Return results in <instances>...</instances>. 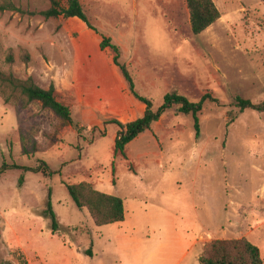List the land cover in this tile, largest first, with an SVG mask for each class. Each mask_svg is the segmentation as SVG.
Masks as SVG:
<instances>
[{"label":"rangeland","instance_id":"374dc122","mask_svg":"<svg viewBox=\"0 0 264 264\" xmlns=\"http://www.w3.org/2000/svg\"><path fill=\"white\" fill-rule=\"evenodd\" d=\"M12 1L35 15L0 13V70L43 88L52 83L72 124L38 104L15 109L0 99V168L44 161L54 172L0 174V264H22L18 252L27 264H199L210 243L242 239L264 264V111L237 103L264 104V0H213L220 18L197 36L185 0H80L92 29L40 16L50 0ZM106 38L153 111L172 93L216 100L198 115V137L192 117L172 107L124 156L114 154L113 121L141 118L144 105L113 50L100 48ZM20 133L26 149L36 143L31 157L21 153ZM80 183L119 197L124 221L96 227L65 189Z\"/></svg>","mask_w":264,"mask_h":264},{"label":"trees","instance_id":"16d2710c","mask_svg":"<svg viewBox=\"0 0 264 264\" xmlns=\"http://www.w3.org/2000/svg\"><path fill=\"white\" fill-rule=\"evenodd\" d=\"M189 13L190 28L193 35H200L213 25L219 18L220 13L213 0H185ZM12 12L20 15H35L31 12H25L16 7L12 0H0V13ZM40 16L45 19L52 18H76L84 22L88 28L89 24L80 0H67L63 7L59 1L50 0V6L47 10L41 12ZM111 48L115 53L113 64L118 68L122 78L128 85L129 92L144 105V112L141 118L129 122L125 125L113 121L118 127V135L114 142V154L124 156L125 147L136 139L140 134L148 131L161 116L171 109L177 107V111L183 115H190L193 119L195 137L199 135V118L206 101H216L210 95L205 94L198 102H191L186 97L176 93L167 94L163 98V104L153 111L152 101L148 98L139 96L134 89V83L127 68L118 62V48L110 43L109 39H103L100 44L102 50ZM20 60L24 64L31 61L30 55L22 50ZM14 56L9 50L6 54L5 63L12 65ZM0 99L5 105L14 106L15 109H22L32 103L40 105L42 109L49 110L55 117L64 123L72 124V116L69 108L59 102L55 96L53 84L48 89L39 87L31 77L26 79L16 78L10 71L0 70ZM238 106L242 109L248 108L253 111H264V104L253 105L247 100L237 99ZM21 153L23 156L31 157L37 152L35 142H32L31 148L26 149L23 143V135L20 133ZM6 169H18L28 173H41L43 176L52 177L54 172L44 162L40 161L34 168L3 166L0 168V174ZM23 177L19 179V185H22ZM65 189L78 209H84L94 222L96 227L122 223L125 213L123 202L119 197L101 193L94 190L88 183L76 185H66ZM46 214L50 218L51 230L55 232L58 224L52 211L50 201L47 202ZM18 257L22 264H27L24 255L18 252ZM199 264H263L260 250L246 240H218L210 243L205 249L203 255L199 258Z\"/></svg>","mask_w":264,"mask_h":264},{"label":"crops","instance_id":"0c3cea01","mask_svg":"<svg viewBox=\"0 0 264 264\" xmlns=\"http://www.w3.org/2000/svg\"><path fill=\"white\" fill-rule=\"evenodd\" d=\"M27 78H28V77H27ZM31 78H32V77H31ZM25 79H26V78H25ZM32 79H33V78H32ZM34 82H35V81H34ZM35 83H36V82H35ZM51 84H52V83H51ZM38 86H39V85H38ZM49 86H50V85H49ZM49 86H48V87H49ZM53 86H54V85H53ZM39 87H40V86H39ZM41 88H43V87H41ZM43 89H48V88H43ZM54 90H55V89H54ZM55 96H56V94H55ZM56 99H57V98H56ZM57 100H58V99H57ZM59 102H60V101H59ZM61 103H62V102H61ZM62 104H63V103H62ZM8 106H10V105H8ZM19 138H20V135H19ZM19 142H20V140H19ZM185 229H186V228H185ZM200 229H201V228H198V227H197V228H193V230H187V229H186V231H190V233L193 232L194 234H198V233L200 232ZM184 234H185V231H183V235H184ZM189 247H190V241H189L188 248H189ZM188 248H187V249H188Z\"/></svg>","mask_w":264,"mask_h":264}]
</instances>
